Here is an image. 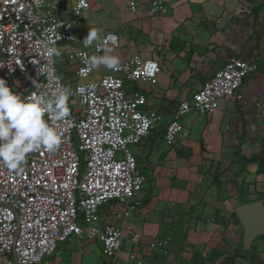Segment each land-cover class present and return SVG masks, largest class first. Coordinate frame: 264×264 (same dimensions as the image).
I'll return each instance as SVG.
<instances>
[{
    "label": "built area",
    "instance_id": "obj_1",
    "mask_svg": "<svg viewBox=\"0 0 264 264\" xmlns=\"http://www.w3.org/2000/svg\"><path fill=\"white\" fill-rule=\"evenodd\" d=\"M127 8L148 18L167 12L161 0H149L142 9L129 1ZM89 9V0H0V78L22 98L32 92L50 96L60 88L70 90L68 117L51 122L61 137L56 151L30 153L15 171L0 163L3 264H38L58 243L84 236L99 243V264H123L117 259L124 245L123 221L140 208L138 194L146 182L133 148L160 120L133 86L155 85L159 65L134 53L121 59L116 70L101 66L81 77L82 54H103L95 52V45L85 48L82 43L86 34L81 18ZM100 35L107 38V47L118 48L116 33ZM48 47L58 49L59 55H49ZM59 63L73 73L71 82L58 72ZM255 70L254 62L239 57L223 63L175 105L164 143L187 137L180 122L184 114L205 116L220 109ZM163 242L153 239L148 247Z\"/></svg>",
    "mask_w": 264,
    "mask_h": 264
},
{
    "label": "crops",
    "instance_id": "obj_2",
    "mask_svg": "<svg viewBox=\"0 0 264 264\" xmlns=\"http://www.w3.org/2000/svg\"><path fill=\"white\" fill-rule=\"evenodd\" d=\"M129 1L142 9L149 0H121L119 4L130 16L129 22H123L128 32L136 31L131 25L143 21L153 25L152 56L122 45V28L104 27L95 10L90 8L81 18L84 33L97 28L117 34L120 49L111 54L118 52L119 60L137 53L159 65L155 85L138 82L133 86L145 95L147 108L158 112L160 120L133 148L146 182L138 194L140 208L123 221L124 245L117 259L123 264H135L132 256L144 264H252L248 254L254 251L264 264V234L245 243L244 228L235 212L248 203L264 206V169L258 170L257 163L240 166L233 155L239 148L244 157L258 152L264 156V0H161L167 12L150 18L141 11L131 14ZM105 8L119 13L118 8ZM236 57L256 64L238 94L205 116L191 111L184 114L180 122L187 137L166 145L163 134L175 105ZM58 72L73 80L64 63H59ZM175 97L170 106L168 99ZM129 232L152 234L164 242L156 246L157 251L145 254L138 243L128 244ZM83 239L89 243L82 245ZM237 250V258L224 260ZM60 251L66 261L59 260ZM76 252V264H99L100 246L88 236L65 241L38 264H75L70 258Z\"/></svg>",
    "mask_w": 264,
    "mask_h": 264
},
{
    "label": "clouds",
    "instance_id": "obj_3",
    "mask_svg": "<svg viewBox=\"0 0 264 264\" xmlns=\"http://www.w3.org/2000/svg\"><path fill=\"white\" fill-rule=\"evenodd\" d=\"M106 39L101 37L99 29H89L82 40L84 47L95 45V52L103 54H82L85 67L80 69L81 77L86 78L101 66L118 69L119 57L111 54L113 49L106 46ZM49 44H55V41H49ZM48 54L59 55V51L48 47ZM69 94L68 88H60L50 96L32 92L29 97L22 98L0 78V163L15 171L21 168L30 153L42 148L56 151L61 137L51 122L68 117Z\"/></svg>",
    "mask_w": 264,
    "mask_h": 264
},
{
    "label": "rangeland",
    "instance_id": "obj_4",
    "mask_svg": "<svg viewBox=\"0 0 264 264\" xmlns=\"http://www.w3.org/2000/svg\"><path fill=\"white\" fill-rule=\"evenodd\" d=\"M121 2V0H113L112 3H110L107 0H89V5L90 8L96 11V17L98 19H100L102 21L103 26L105 27V25H115V26H119V28H122V32L120 33V43L122 45H130L131 47L134 46L137 50L139 48V50H141L142 55L148 56L151 55L153 53L154 47H155V30L153 25H151V23L148 22H140L138 26H134L131 25L133 27H136V31H134L133 33L128 32L127 27L125 26V23L129 22V18L130 16L126 13V9L124 6H121L119 3ZM110 7V8H118L119 13L114 12L112 13L111 9L105 8V7ZM105 8V9H104ZM103 9V10H102ZM93 16V15H92ZM90 17V15L88 16L89 19L93 18ZM125 22V23H123ZM122 26V27H121ZM127 29V30H126ZM130 31V30H129ZM88 31L85 30V34L87 35ZM120 49V45L118 46L117 50ZM114 55L117 56L118 52H114ZM177 100V97L175 98H169V105L171 106L175 101ZM128 244L130 243H138L139 246H143V251L145 254H148L149 251H157L158 247L154 248V249H150L148 247V243L150 241H152L154 238V235L152 234H145L144 236H140L138 234H133L131 232L128 233ZM75 238H72V240ZM64 242H60L57 244V246L59 245H63ZM89 243L88 240L83 239L82 240V245H87ZM93 243V242H92ZM94 246V243L91 244V246ZM99 245V243H98ZM56 246V247H57ZM75 250V249H74ZM77 250V248H76ZM78 250H80L78 248ZM121 251V250H120ZM62 252L60 251V254ZM78 256V252H76L74 255L71 256L70 260L71 263H77L76 258ZM66 255L65 256H61L59 257V260L62 261H66ZM141 264H144L141 262Z\"/></svg>",
    "mask_w": 264,
    "mask_h": 264
},
{
    "label": "water",
    "instance_id": "obj_5",
    "mask_svg": "<svg viewBox=\"0 0 264 264\" xmlns=\"http://www.w3.org/2000/svg\"><path fill=\"white\" fill-rule=\"evenodd\" d=\"M244 228V242L248 243L255 235L264 234V206L253 202L238 206L235 210Z\"/></svg>",
    "mask_w": 264,
    "mask_h": 264
},
{
    "label": "trees",
    "instance_id": "obj_6",
    "mask_svg": "<svg viewBox=\"0 0 264 264\" xmlns=\"http://www.w3.org/2000/svg\"><path fill=\"white\" fill-rule=\"evenodd\" d=\"M233 155L235 157V162L238 163L240 166H243V165L249 164V163H257L258 164V170L264 169V156L261 152H258L256 154L250 156V157H244V156L239 154V148H238L233 152ZM100 212L103 213V209H101ZM239 255H240V251L237 250L233 254L225 257L224 260L226 262H230V261L234 260L235 258H237ZM248 259L252 264H262L258 260L257 255L255 254L254 251H252L251 253L248 254Z\"/></svg>",
    "mask_w": 264,
    "mask_h": 264
}]
</instances>
